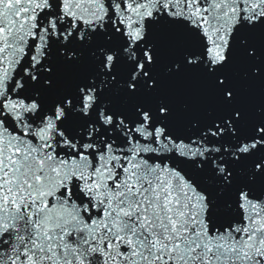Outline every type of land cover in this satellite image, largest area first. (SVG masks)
<instances>
[{
	"label": "snow or ice",
	"instance_id": "1",
	"mask_svg": "<svg viewBox=\"0 0 264 264\" xmlns=\"http://www.w3.org/2000/svg\"><path fill=\"white\" fill-rule=\"evenodd\" d=\"M0 264H264V0H0Z\"/></svg>",
	"mask_w": 264,
	"mask_h": 264
},
{
	"label": "water",
	"instance_id": "2",
	"mask_svg": "<svg viewBox=\"0 0 264 264\" xmlns=\"http://www.w3.org/2000/svg\"><path fill=\"white\" fill-rule=\"evenodd\" d=\"M178 111H180L179 107H178Z\"/></svg>",
	"mask_w": 264,
	"mask_h": 264
}]
</instances>
